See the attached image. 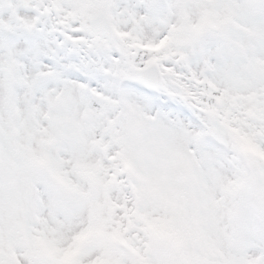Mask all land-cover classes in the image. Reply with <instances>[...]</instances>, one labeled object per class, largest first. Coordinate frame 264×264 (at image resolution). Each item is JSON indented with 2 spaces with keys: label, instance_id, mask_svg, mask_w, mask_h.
I'll use <instances>...</instances> for the list:
<instances>
[{
  "label": "snow or ice",
  "instance_id": "1",
  "mask_svg": "<svg viewBox=\"0 0 264 264\" xmlns=\"http://www.w3.org/2000/svg\"><path fill=\"white\" fill-rule=\"evenodd\" d=\"M0 264H264V0H0Z\"/></svg>",
  "mask_w": 264,
  "mask_h": 264
}]
</instances>
